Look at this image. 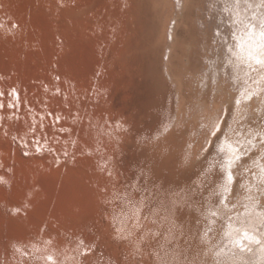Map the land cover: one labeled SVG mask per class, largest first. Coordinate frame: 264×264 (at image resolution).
<instances>
[{
	"label": "rangeland",
	"instance_id": "374dc122",
	"mask_svg": "<svg viewBox=\"0 0 264 264\" xmlns=\"http://www.w3.org/2000/svg\"><path fill=\"white\" fill-rule=\"evenodd\" d=\"M16 1L25 10L8 2L0 11V264H220L207 234L227 221L221 142L236 136L247 149L264 117L227 123L215 137L208 130L207 110L217 116L222 103L205 75L217 63L219 17L206 31L203 0H189V12L172 0ZM188 146L198 152L193 166ZM246 149L249 159L255 149ZM246 165L263 194L264 168ZM81 186L93 188L92 205L70 196ZM248 194L243 201L254 200Z\"/></svg>",
	"mask_w": 264,
	"mask_h": 264
},
{
	"label": "bare ground",
	"instance_id": "6f19581e",
	"mask_svg": "<svg viewBox=\"0 0 264 264\" xmlns=\"http://www.w3.org/2000/svg\"><path fill=\"white\" fill-rule=\"evenodd\" d=\"M42 1V0H41ZM77 1V0H76ZM80 1V0H79ZM102 1V0H101ZM120 1V0H119ZM171 1V0H170ZM173 3L181 4L182 8L188 11V5L190 4L189 0H172ZM0 11L3 13H7V8H4V5H11L18 4V9L17 10H25L23 4H19L18 1L16 0H0ZM128 3L131 4L132 0H127ZM126 2V3H127ZM204 6L206 8H203L202 11L204 17L209 16L210 21L208 20H200V24H204L205 30H209L211 26L214 27L215 23L219 20L221 22L218 24L216 23V27H214V35H212L213 40L217 44V49L218 50H213L212 54L214 55L211 56V59H217L214 66H211L210 72L208 74L205 73L206 76V83L212 87L215 88V92H213V96L217 99H221L222 103H220V106H216V112L218 115H212L210 116L211 113H209L210 110H207L206 116V123L208 122V130L214 134L213 137H215L217 134L221 133L223 130L226 129V124H230V130L236 128H240L241 125L248 124L250 125V117H258L259 115L261 117H264V64H258L256 63L255 59H252L249 57L248 52L251 50L255 55L259 56L260 59L264 60V55H261V49L257 46L260 41L261 37L259 35L260 31L264 30L262 28V25H264V0H203ZM44 3V2H43ZM48 3V2H47ZM66 5V1L64 2ZM73 3V2H72ZM78 3V2H77ZM92 3V2H91ZM107 3V2H105ZM120 3V2H119ZM33 4V3H32ZM42 4V3H41ZM40 4V5H41ZM69 4V3H68ZM89 4V3H88ZM211 4L212 7L209 5ZM29 5V4H28ZM49 5V4H48ZM47 5V6H48ZM74 5V4H73ZM127 6V4H125ZM175 5V6H176ZM212 9H210L208 6ZM26 6V5H25ZM83 6V4H82ZM81 6V7H82ZM86 6V4H85ZM122 6V5H121ZM128 7V6H127ZM180 7V8H181ZM83 8V7H82ZM130 8V7H129ZM179 8V9H180ZM107 9V8H106ZM121 9V8H119ZM127 9V8H126ZM142 9V8H141ZM178 9V11H179ZM56 10V8H55ZM128 10V9H127ZM181 10V9H180ZM201 10V8H200ZM125 11V10H124ZM177 11V10H176ZM175 13H179L178 11ZM215 11V14L213 13ZM10 12V10H9ZM18 12V11H17ZM22 12V11H21ZM26 12V11H25ZM116 12V11H114ZM182 12V11H181ZM15 13V12H14ZM21 14V13H20ZM116 14V13H115ZM175 14V15H176ZM83 15V14H82ZM94 15V14H93ZM124 15V14H123ZM126 15V14H125ZM178 15V14H177ZM176 15V16H177ZM182 14H179L180 16ZM19 16V15H18ZM118 16V15H117ZM177 16V17H178ZM175 17V18H177ZM219 19L216 21L215 18ZM5 18V16H4ZM125 18V17H124ZM174 18V17H173ZM39 19V18H38ZM79 19V18H78ZM176 21V20H175ZM212 21V22H211ZM26 25H29L28 22H26L24 19L23 21ZM199 22V21H198ZM85 23V22H84ZM32 24V23H31ZM100 25V24H99ZM175 25V23H174ZM28 27V26H27ZM30 27V26H29ZM171 25L169 26V28ZM169 28H166L167 31H169ZM37 29V28H36ZM174 30V29H173ZM39 31V30H38ZM43 36V35H42ZM106 37V36H105ZM52 38V37H51ZM59 38V37H58ZM60 39V38H59ZM95 39V38H94ZM97 39V38H96ZM50 40V38H49ZM48 40V42H49ZM55 40V38H54ZM73 40V39H72ZM71 40V42H72ZM98 40V39H97ZM93 41V40H92ZM173 41V39H172ZM62 42V41H61ZM74 42V41H73ZM87 42V41H85ZM81 43V42H80ZM172 43V42H171ZM169 43V44H171ZM37 44V43H36ZM241 44L243 47H241ZM50 46V43L48 44ZM62 45V43H61ZM79 45V44H77ZM12 46V45H11ZM44 46V45H43ZM1 47V46H0ZM57 47V46H56ZM41 48V47H40ZM39 48V49H40ZM77 48V47H76ZM75 48V49H76ZM80 48V47H79ZM167 48V47H166ZM171 48V47H170ZM2 49V48H0ZM42 50V49H41ZM58 50V49H57ZM88 50V49H87ZM52 51V50H50ZM56 51V50H55ZM63 50H61L62 52ZM96 51V50H95ZM171 51V50H170ZM41 52V51H40ZM74 52V51H73ZM49 53V52H48ZM52 53V52H51ZM82 53V52H81ZM80 53V54H81ZM170 53V52H169ZM44 54V53H43ZM56 54V53H55ZM77 54V53H76ZM84 54V53H83ZM89 54H91L89 52ZM68 55V54H66ZM72 54H70L71 56ZM69 56V55H68ZM69 56V57H70ZM82 56V55H81ZM87 55H85L86 58ZM43 57V56H42ZM89 57V56H87ZM91 57V56H90ZM89 57V59H90ZM65 58V57H64ZM72 58L74 59L75 57H70L68 58L69 60ZM82 58V57H81ZM94 58V57H92ZM92 58L90 60H92ZM84 57L81 59L83 60ZM87 59V58H86ZM210 59V58H209ZM15 60V59H14ZM64 60V59H63ZM68 60V61H69ZM75 60V59H74ZM77 60V59H76ZM79 60V61H81ZM94 60V59H93ZM1 61V60H0ZM59 61V60H58ZM61 61V60H60ZM65 61V60H64ZM207 61V60H206ZM212 61V60H211ZM70 62V61H69ZM90 62V61H89ZM166 62V61H165ZM5 63V62H4ZM61 63H67L66 62H61ZM74 63V62H73ZM72 63V68L73 67ZM76 63V61H75ZM74 63V66H75ZM44 64V63H43ZM81 64V63H80ZM80 64L78 67H80ZM87 64V63H86ZM85 64V65H86ZM94 64V63H93ZM100 64V63H99ZM103 64V63H102ZM166 64V63H165ZM6 63L4 64V66ZM91 64H88L86 66H89ZM212 65V64H211ZM11 66V65H10ZM9 66V67H10ZM67 66V64H66ZM70 67V65H68ZM99 66V65H98ZM6 67V66H5ZM17 67V66H16ZM61 67V66H60ZM166 67V66H165ZM209 67V66H208ZM207 67V68H208ZM213 67V68H212ZM18 68V67H17ZM68 68V67H67ZM71 68V67H70ZM69 68V69H70ZM87 68V67H86ZM85 68V69H86ZM91 68V67H90ZM104 68V67H103ZM80 69V68H79ZM79 69L77 68L78 72ZM87 70V69H86ZM90 70V69H89ZM88 70V71H89ZM206 70V69H205ZM209 70V69H208ZM62 71V70H61ZM84 71V70H83ZM87 72V71H86ZM73 73V72H72ZM77 73V72H76ZM62 74V73H61ZM60 77L64 74L61 75ZM203 74V73H202ZM201 74V76H202ZM75 75V73H73ZM78 75V74H77ZM203 75V76H205ZM66 76V75H65ZM76 76V75H75ZM174 76V75H173ZM215 76V77H214ZM218 76V77H217ZM80 77V75H79ZM93 77V76H92ZM95 77V76H94ZM175 77V76H174ZM65 78V77H64ZM173 78V77H172ZM176 78V77H175ZM204 78V77H203ZM34 79V77H33ZM69 80H71L70 77H68ZM200 79V78H199ZM204 80V79H203ZM202 80V82H203ZM57 81V80H56ZM75 81V80H74ZM198 81V80H197ZM201 81V80H200ZM22 82V81H21ZM35 82V81H34ZM73 82V81H72ZM77 82V81H76ZM54 84V83H53ZM104 84V83H103ZM206 84V85H207ZM48 85V84H47ZM52 85V84H51ZM57 85V84H56ZM100 85V84H99ZM97 85V86H99ZM105 85V84H104ZM205 85V84H204ZM55 86V84L53 85ZM58 86V85H57ZM74 86H78L74 84ZM101 86V85H100ZM52 87V86H51ZM206 87V86H204ZM62 88V87H61ZM81 88V87H80ZM76 89V87H74ZM182 89V88H181ZM77 92V90H76ZM69 93V92H65ZM83 93V92H82ZM76 94V93H74ZM72 93V98H74L76 95ZM21 97V94H19ZM98 95V94H97ZM52 96V95H51ZM66 96V95H65ZM180 94L178 95V97ZM105 97V96H104ZM68 97H66L67 99ZM78 98V97H77ZM87 98V97H85ZM180 98V97H179ZM184 98V96H183ZM214 98V99H215ZM92 99V98H91ZM182 99V97L180 98ZM93 100V99H92ZM183 100V99H182ZM68 101V99H67ZM80 102V101H79ZM184 102V100H183ZM68 103V102H67ZM105 103V102H104ZM215 103V102H214ZM217 103V101H216ZM219 103V101H218ZM70 104V103H69ZM73 104V103H71ZM199 104V103H198ZM202 106V105H201ZM205 107V105H204ZM52 110V109H51ZM77 111V110H76ZM201 111V110H200ZM204 111V110H202ZM215 112V111H213ZM53 113V112H52ZM197 114V113H196ZM213 114V113H212ZM204 116V117H205ZM61 117V116H60ZM204 117L202 116L201 119ZM178 117V121H179ZM198 118V117H197ZM243 119V123H239L240 119ZM253 119V118H252ZM109 123L113 125V123L117 122L119 123V119H114L111 120L109 119ZM182 121V120H181ZM255 121V119H254ZM177 122V121H176ZM122 124V122H120ZM125 123V122H124ZM178 123V122H177ZM252 124V123H251ZM115 125V124H114ZM199 125V124H198ZM207 125V124H206ZM200 126V125H199ZM245 126V125H244ZM23 127V126H22ZM194 127V125H193ZM252 127V126H251ZM120 128V127H119ZM198 128V127H197ZM196 128V129H197ZM202 128V127H201ZM229 128V127H228ZM227 128V129H228ZM245 128V127H244ZM254 128V127H253ZM110 129V126H109ZM195 129V131H196ZM207 129V128H206ZM241 129V128H240ZM262 129V128H261ZM259 128V131H255L253 135L247 136L246 140L244 143L250 139L249 143H245V145L242 146L245 147L247 146V149L251 150L252 148L255 149L251 154L249 155V159L242 158L243 150L242 148L238 150L239 144L234 143V140L236 139V136H232V138H228V134H226V138L224 141L221 142V145L225 151V157H228V160L224 161V166H225V179L223 183V207L226 211V217L225 220V226L223 231L218 235L216 231L214 230L213 232H209L208 235V240L211 243H216L219 245L217 248L216 254L219 256V263L220 264H264V210L260 211L259 209L263 207L264 209V193L261 194V191L256 190L258 187L256 184H253L251 179H249L248 174L246 172H250V170H247L248 166L246 165V162L252 161L254 165H258L261 168H264V130L262 131ZM114 130V129H112ZM206 131V133H210ZM229 130V129H228ZM239 130V129H238ZM201 131V130H200ZM204 131V130H203ZM202 131V132H203ZM234 131V130H233ZM233 131H230L231 133ZM229 132V131H228ZM235 132V131H234ZM116 132H114L115 134ZM198 133V132H197ZM230 133V135H231ZM236 133V132H235ZM234 133V134H235ZM241 133V132H240ZM119 134V133H118ZM196 134V133H195ZM233 134V133H232ZM252 134V133H251ZM120 135V134H119ZM200 135V134H198ZM205 135V134H204ZM203 135V136H204ZM237 135V134H236ZM122 136V135H121ZM211 136V135H210ZM238 136V135H237ZM111 137H113L111 135ZM208 141L210 137L206 136ZM103 138V137H102ZM235 138V139H234ZM239 138V137H237ZM204 139H206L204 137ZM241 139V138H239ZM105 140V139H103ZM203 140V139H202ZM212 140H214L212 138ZM244 140V138H242ZM106 141V140H105ZM104 141V142H105ZM207 141V142H208ZM241 141V140H239ZM193 142V141H192ZM206 142V141H205ZM237 142V141H235ZM107 143V142H106ZM113 143V142H112ZM200 143V142H199ZM213 143V141H212ZM240 143V142H239ZM1 144V143H0ZM108 144H105L108 147ZM111 144V143H110ZM194 144V143H193ZM211 144V143H210ZM188 145V144H187ZM191 145V142H190ZM200 145V144H199ZM207 145V143H206ZM212 145V144H211ZM1 146V145H0ZM3 146V145H2ZM122 146V145H121ZM192 146V145H191ZM191 146H188V150L185 154L187 157V160H190V164L192 166L196 163L197 161V154L198 152ZM6 147V145H5ZM205 147V146H203ZM241 147V146H240ZM88 148V147H87ZM199 148V147H198ZM201 148V147H200ZM107 149V148H106ZM110 148H108L109 150ZM205 149V148H204ZM202 149V150H204ZM246 149V150H247ZM106 151L109 152V151ZM16 151V150H15ZM111 151V150H110ZM200 151V150H199ZM230 151L231 155H228V152ZM10 152V150H9ZM113 153V152H112ZM207 153V152H206ZM242 154V155H241ZM200 155V152H199ZM198 155V156H199ZM241 155V156H240ZM246 153L244 154V156ZM248 155V154H247ZM16 156V155H15ZM241 157L239 160H235L234 158L236 157ZM243 156V157H244ZM1 157V156H0ZM115 157V156H114ZM17 158V157H15ZM201 158V157H200ZM259 158V160H257ZM4 159V158H3ZM16 160V159H15ZM199 160V159H198ZM257 161H260V163H256ZM107 165V164H106ZM230 165V166H229ZM257 167V166H256ZM70 171H72L70 169ZM111 171V170H110ZM260 173L259 175L261 176V173L263 171L259 170ZM74 172V171H73ZM76 174V173H75ZM242 178L239 179V175H242ZM66 176V175H65ZM231 179H229V177ZM66 178V177H63ZM57 179V184L60 186V190L63 189L62 185L66 186V179ZM69 178V177H68ZM257 181V178H255ZM261 179L264 181V177L262 175ZM65 180V181H64ZM242 181L243 184V192L238 188L239 182ZM221 182V181H220ZM260 182V181H259ZM258 183V181L256 182ZM262 183V181H261ZM260 184V183H259ZM62 186V188H61ZM82 187V191L84 190V187ZM88 186H86L87 188ZM257 187V188H256ZM260 187V185H259ZM263 188L264 186L261 185ZM90 187H88L89 189ZM247 188H250L254 190L248 191ZM70 191V196L73 197L74 195L77 196L78 200H82V202L89 203L87 204L88 206L92 205L91 202L95 200V192H86L85 190L83 192H76L72 189H69ZM121 190V189H120ZM64 191V190H62ZM95 191V190H94ZM264 191V190H262ZM247 192L249 194L253 193L254 195V200L251 201H243L241 197L246 196ZM80 194H82V197H80ZM248 194V195H249ZM60 198H65L66 196L64 194L59 195ZM98 198V197H97ZM57 200V199H56ZM77 200V199H76ZM60 201V200H59ZM70 201V200H69ZM73 201V200H72ZM97 201V200H96ZM58 202V201H57ZM61 202V201H60ZM81 202V203H82ZM62 203V202H61ZM76 203V202H75ZM102 203V202H101ZM138 203V202H137ZM97 204V203H96ZM62 205V204H61ZM95 205V204H93ZM116 205V204H115ZM57 206V205H56ZM72 206V205H70ZM84 207V206H83ZM104 207V206H103ZM107 207V206H106ZM220 207V206H219ZM73 208V207H72ZM84 209V208H83ZM78 210V209H77ZM86 210V209H85ZM84 210H82L83 212ZM223 211V210H222ZM225 211H223L225 213ZM75 212V211H74ZM79 212V211H78ZM81 212V211H80ZM81 212V213H82ZM110 212V211H109ZM117 212V211H116ZM75 216L77 217L79 215L76 214ZM80 213V214H81ZM83 214V213H82ZM120 214V213H119ZM141 214V213H140ZM145 214V213H144ZM112 215V214H110ZM73 216V215H71ZM99 216V214H98ZM101 216V215H100ZM124 216V215H123ZM112 217V216H111ZM138 217V216H137ZM79 218V217H77ZM113 218V217H112ZM125 218V217H124ZM80 219V218H79ZM146 219V218H145ZM148 221V220H147ZM81 222V221H80ZM145 222V221H144ZM217 222V221H216ZM71 223V222H70ZM125 223V222H124ZM74 224V223H73ZM150 224V223H149ZM70 225V224H69ZM77 225V224H76ZM215 225V224H214ZM75 226V224H74ZM73 226V227H74ZM124 226V225H123ZM147 226H149L147 224ZM69 227V226H68ZM67 227V228H68ZM77 226H75L76 228ZM132 227V226H131ZM136 228V226H135ZM143 228V227H142ZM209 228V227H208ZM39 229V228H38ZM122 229V228H121ZM120 229V230H121ZM127 229V228H126ZM140 229V228H139ZM215 229V228H214ZM152 230V229H151ZM116 231V230H115ZM114 231V232H115ZM142 231V230H141ZM39 232V231H38ZM136 232V231H135ZM118 233V231H117ZM159 233V232H158ZM38 234V233H37ZM56 234V233H54ZM132 234V233H131ZM134 234V233H133ZM137 234V233H135ZM139 234V233H138ZM143 234V233H141ZM148 234V231H147ZM247 234V235H245ZM205 235V234H204ZM57 236V235H56ZM59 236V235H58ZM116 236H118L116 234ZM143 236V235H142ZM140 237V236H139ZM137 237V238H139ZM145 237V236H144ZM143 237V238H144ZM45 238V237H44ZM47 238V237H46ZM215 238V240H214ZM145 239V238H144ZM35 240V239H34ZM106 240V239H105ZM144 241V240H143ZM62 242V241H61ZM123 242V241H122ZM130 242V241H129ZM141 242V241H140ZM128 243V242H127ZM64 244V243H63ZM47 245V244H46ZM61 245V244H60ZM124 245V243H123ZM129 245V244H127ZM49 246V244H48ZM47 246V247H48ZM59 246V245H58ZM64 246V245H63ZM68 246V245H67ZM42 247V246H41ZM69 247V246H68ZM122 247V246H121ZM46 248V246H45ZM59 248V247H58ZM64 248V247H63ZM67 248V247H66ZM128 248V247H127ZM126 248V249H127ZM214 249L213 247H211ZM43 250L41 251H46L44 250V246L42 248ZM66 250V249H65ZM210 250V249H208ZM62 251V249H61ZM213 251V250H212ZM55 252V251H54ZM63 252V251H62ZM215 252V251H214ZM46 253V252H45ZM213 253V252H212ZM47 255V254H46ZM146 255V254H145ZM54 256V255H53ZM72 256V255H71ZM144 256V255H143ZM148 256V255H147ZM19 257V256H18ZM21 257V256H20ZM89 257V256H88ZM87 258V257H86ZM90 258V257H89ZM76 259V258H75ZM79 259V258H78ZM81 259V258H80ZM85 259V257H84ZM92 259V258H91ZM91 259L90 262L91 263ZM148 259V258H147ZM87 261V260H86ZM89 261V260H88ZM95 261V260H94ZM231 261L233 263H231ZM84 262V261H83ZM97 262V261H96ZM59 264V263H58ZM78 264V262H76Z\"/></svg>",
	"mask_w": 264,
	"mask_h": 264
},
{
	"label": "snow or ice",
	"instance_id": "6c2138e0",
	"mask_svg": "<svg viewBox=\"0 0 264 264\" xmlns=\"http://www.w3.org/2000/svg\"><path fill=\"white\" fill-rule=\"evenodd\" d=\"M262 28H264V25H262ZM259 35L261 37V41H260V43L257 46L261 49V53L260 54L264 55V30L260 31ZM241 47H243L242 44H241ZM248 55H249L250 58L255 59L256 63L264 64V60L260 59L259 56L255 55L251 50H249ZM229 179H231V177H229ZM245 235H247V234H245Z\"/></svg>",
	"mask_w": 264,
	"mask_h": 264
}]
</instances>
